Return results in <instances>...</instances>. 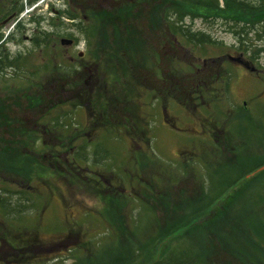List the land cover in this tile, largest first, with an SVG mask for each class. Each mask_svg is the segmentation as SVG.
I'll use <instances>...</instances> for the list:
<instances>
[{"label": "rangeland", "instance_id": "374dc122", "mask_svg": "<svg viewBox=\"0 0 264 264\" xmlns=\"http://www.w3.org/2000/svg\"><path fill=\"white\" fill-rule=\"evenodd\" d=\"M101 6L110 7L111 4L104 1L101 2ZM65 8V0H38L34 5L27 6L23 11L24 14L17 19L22 18V21L26 22L24 23L26 29L16 31L14 26L17 20H12L1 30L3 39L8 34V39L10 38L8 43L3 44L6 51L11 57L21 55L20 60L22 61L28 58L29 70L38 73L35 79L40 78L39 84H48L49 94L53 101L64 99L78 104L75 107L66 104L65 110L69 111L73 108L77 110L75 121L79 122L83 133L76 142H73L72 146L76 149L70 153H64L65 150L52 133L46 134V138H41L37 148L41 156L44 152L49 153L54 143L57 142L56 157H53L54 159L47 157L51 161L56 160L54 161L55 166L50 160L45 161L38 157L39 153H35L37 160L45 168L43 169L45 174L42 176L46 177L33 182L36 188L31 191L32 199L36 203L35 207L34 202L31 201L29 205L27 203L24 205L26 208L22 209L23 212H17L10 210L11 207L0 204V264H73L82 257L79 256L82 255L80 250L84 252L85 245L89 249V252H86L87 255L90 254V249L94 250V246L100 247L99 252L101 253L96 255L90 264H110L112 258L120 257L121 250L127 248L126 246H129L131 242L129 240L133 239L127 233H123V230L120 231L121 223H126V220L124 221L121 217V193H132L129 177H126L128 188L121 186V177L126 175L123 170L126 165V170H129L130 165L136 166L133 160V150L138 157L146 153L153 156L154 169L157 164L177 175L180 172L179 164L182 163L183 166L190 160L187 156L193 158L192 153L199 155L198 152L204 150L208 144H210L209 148L212 147L211 144L221 146L224 144L223 146L228 148V143H225L228 135L237 146L244 144L243 148L247 149L250 157L248 156V159L235 171L226 175L227 177L235 176L239 169H247L264 157V53H260L257 58L253 59L243 51L237 50L239 47L237 40L223 22L198 19L189 23L186 19L185 23L191 24L193 31L208 34L211 40L216 41V44L194 47L186 43L184 49L176 44H167L165 48L163 47L160 65H157L155 59L149 60L151 67L139 65L131 69L128 74H125L122 68H116L115 77L119 79L116 84L110 83L108 72L99 63L100 59L106 63L110 62L102 54L95 57L96 60H93V65L89 69H79L78 75L72 67V76L69 78L49 76L47 79L46 76L41 75L43 69L40 67H43L50 57L54 60L52 65L61 63L62 58V64L71 67L68 56L73 50L77 53L85 52L88 58L91 54L86 45L85 36L70 26L72 23L69 21H65L69 24L68 29L57 28L56 32H61V35L65 37L67 31H73L74 37L80 40L79 48L71 47V43H63L62 37H58L55 40L57 41L55 50L47 55L32 43L31 33L34 25L29 24V19L36 16L46 17L43 25L49 28L47 19H56L58 24L60 22L58 12ZM252 35L253 33L250 37ZM95 39L99 40V37ZM129 53L130 56L135 53L137 56L143 54L132 50H129ZM235 57H240L242 61L235 60ZM214 58L217 62L212 61ZM219 60L222 61L221 64ZM115 63L116 61L113 63L114 66L118 67L119 65ZM195 67L201 68V71L195 77H187L188 73L196 71ZM155 71L160 77L159 81L155 78ZM11 73L14 74V71L4 69V75L10 74V78L7 79L11 81L9 85L14 84L15 81L21 88L22 82L20 79H14ZM97 74L101 79V85L92 89L89 76L93 78ZM171 75L177 79V83L172 81ZM203 77L205 81H201ZM225 78L229 85L228 89L225 88L227 85H224V90L220 84ZM3 82L4 78L0 75V85H4ZM199 83L203 85L204 90H208L212 85L214 88H216L215 85L220 87L221 94L217 100L209 101V96H202L201 87L197 86ZM24 87L27 88L26 84ZM191 92H193L192 95H189L188 93ZM9 98L11 100L13 96ZM102 99L105 101V110L100 107L95 108L93 105ZM6 102L3 103L4 107L8 105V103L5 105ZM45 102L38 108L29 107L22 112L16 111L24 119H21L22 125L15 120L11 123H3V119H0V147H9L12 145L10 142L15 140L16 148H26L24 141H26L27 131L33 130L32 127L37 130V124L40 125L42 131L43 123H46L52 115L45 114L48 109ZM138 105L143 110L141 115L144 123H149L147 127H150L152 132V142L149 145L141 141L140 134L136 132L134 111ZM57 111L60 113V110ZM238 115H242L239 120H237ZM229 121H231L230 124ZM5 126H16L17 128L13 130ZM107 130L109 137L105 139L104 133H107ZM129 134L134 140L130 139ZM86 145H92L89 151L90 161L79 167L84 169V172L82 170L80 172L79 168L73 167L72 163L64 160V154L66 157L73 158L75 153L80 152L81 154L77 153L80 156L78 159H82L87 150L80 149V147H86ZM34 146L37 147V144L35 143ZM105 152L108 153L105 154ZM225 156L228 160L234 158L231 147L225 149ZM191 164V167H195L194 170L197 171L198 176L203 178L202 169L196 167L197 164L194 162ZM17 170L18 168L13 164L8 166L0 164V186L11 190L9 193L11 195L17 193L15 194L16 199L20 189L27 191L30 189L22 188V184L17 183ZM263 170L264 166L245 178L251 180L257 175L256 173ZM143 171L145 172V176H142L144 182L143 178H146V175L147 178L149 177L151 168H144ZM156 176L158 177L157 174ZM194 178L197 177L193 176ZM148 180L150 181V178ZM255 181L257 183L254 185ZM255 181L248 183L254 186L243 192L244 197H248L250 201L244 200L243 205H237L233 210L240 212L249 209L254 214L258 212V217L252 214V216L246 215V218L252 231L253 229L255 232L258 230V233L264 235L262 230L264 228V202H259V204L254 202L264 197V175ZM161 183L158 182V184ZM175 183L173 182L172 185L176 186ZM191 183L196 189L197 186L193 181ZM152 187L155 188V186ZM194 190L187 193L200 194V190ZM178 200L169 205L159 204V206L149 198H144L143 201L149 205L150 210L158 219L166 223L177 219ZM133 203L135 201L131 198L130 207ZM122 205L127 207L125 212L130 214L129 205ZM222 206L223 204H220L219 208ZM139 209L142 208L139 207ZM5 210L11 212L7 214L4 213ZM215 212L217 210L214 208L209 214L202 216V219L212 220ZM141 215L144 218L143 224L138 223V225L147 230L152 226V222L145 221L144 212H141ZM145 223L147 225H144ZM204 224L208 226L210 222ZM209 226H211L210 236L219 233L217 224L213 223ZM183 234L186 235V233ZM223 248L221 246V249ZM153 252L149 257L151 260L157 259L160 255L157 253L153 255ZM212 256L215 260L214 264H221L220 260L222 263L226 261L223 255L213 254Z\"/></svg>", "mask_w": 264, "mask_h": 264}, {"label": "trees", "instance_id": "16d2710c", "mask_svg": "<svg viewBox=\"0 0 264 264\" xmlns=\"http://www.w3.org/2000/svg\"><path fill=\"white\" fill-rule=\"evenodd\" d=\"M37 1L0 0V75L4 78V85H0V119H3V123H11L15 120L22 125L21 119L23 117L16 111L22 112L29 107L32 109L38 108L43 105L44 101L48 105L45 114H52L49 117L50 119L43 123L44 129L42 131L39 124L36 125L37 130L31 126L33 130L27 131L26 141H24L26 148H16L14 146L15 140L10 142L12 145L9 147H0V164L15 165L18 168L17 183L22 184V188H30L28 191L20 189L16 199L15 194L17 193L11 195L9 194L11 190L0 186L3 187L0 188V204L11 207L10 210L17 212H23L22 209L26 203L29 205L33 201L34 207L36 204L32 199L31 190L36 188L33 182L44 177L42 174H45L43 171L45 168L35 156V153L40 154L37 148L41 138H46V134L52 133L55 139L60 141L57 140L63 150L66 151L64 153H70L76 149L72 146L73 142H76L83 133L79 122L75 121L77 110L75 111L74 108L69 111L65 110L66 104H71L73 107L78 106V104L76 105L74 101L64 99L53 101L51 94H49L48 84H39L40 78L35 79L38 73L29 70L28 58H24L22 61L20 60L22 59L21 55L11 57L3 46L4 42L8 43L10 41V38L8 39V34L3 39L1 30L4 25L1 23L9 17H12L10 21L17 20L27 6H32ZM104 1L110 3L111 6H101V2ZM254 1L65 0L66 8L58 12L60 21L58 24L56 19L48 18L47 25L49 28H45L43 24L46 17L36 16L29 19V24L34 25L31 40L36 48L49 55L50 51L55 50L57 46L55 40L58 37H62L61 39H76L73 31H67L65 37L61 35V32H56L57 28L68 29L69 24L65 21H69L72 23L70 26L85 36L86 45L91 52L90 56L88 55L89 59L96 60L95 57L98 54H102L106 60L109 59L110 62L108 63L102 59L99 60V63L108 72L110 83L116 84V82H119V79L115 77L116 68L120 67L125 74H128L131 69L133 70L139 65L141 67L145 65L151 67L149 60L155 59L157 65H160L163 57V47L165 48L167 44L186 46L187 43L194 47H202L210 43L216 44V41L211 40L208 34L202 31H193L192 25L185 23L186 19L189 23H193L198 19L223 22L228 27V31L235 36L239 45L237 50L243 51L250 58H257L260 53H264V0ZM24 23L26 22L22 21V18L17 20L14 26L16 31L26 29ZM251 33H253V38L250 37ZM97 36L99 40L95 39ZM93 44L95 45L93 46ZM129 50L143 54L137 56L135 55L137 53H135L130 56ZM61 60V63L52 65L54 60L50 57L46 64L40 67L43 69L41 75L46 76L47 79H49V76L54 78L61 76L64 79L71 77L72 66L63 65V60ZM113 61H116L115 65L119 66H114ZM212 61L217 62V59L214 58ZM4 69L14 71V74H11L14 79H20V82H22L21 88L15 81L14 84L9 85L11 81H7V79L10 78V74L4 75ZM188 77L195 76L190 75ZM201 81H205V77ZM25 84L27 88L24 87ZM107 84L109 85L108 82ZM221 85L223 88L224 85H227L225 88L228 89V80L226 78L221 80ZM33 86L35 88H32ZM200 87L201 94L206 97L209 96V101H216L217 98L214 99V95L221 94L220 87L216 85V88L212 85L208 90H204L203 85ZM11 95L13 98L10 100L9 96ZM5 101H7L5 105L7 103L8 105L4 107L3 103ZM93 105L95 108L100 107L102 110L106 108L103 99ZM57 110H60V113ZM141 111L143 110L140 106H136L134 111L135 128L136 132L140 134L141 141L149 145L152 142V132L150 127H147L149 123H144ZM240 118H242V115L237 116V120ZM9 126L5 127L13 130L17 128L16 126ZM19 129L22 130L23 128ZM108 129L111 131L110 128ZM109 131L107 130V133H104L105 139L109 137ZM130 139L134 140L132 137ZM35 143L37 147L34 146ZM225 143H228V148L233 149V159L228 160L226 158L225 149L228 148H225L224 144L222 146L211 144L212 147L210 148V144H208L204 150L198 152L199 155L192 153L193 158L187 156L191 161L188 160L183 166L182 163L179 164L180 172L178 175L172 174L170 170H166L164 166L159 167L157 164L154 169L153 156L151 157L146 153V155L138 157L133 150V160L136 166L130 165L129 170H126V165L123 168L126 175L121 177V186L127 188L129 184L126 177H129V186H131L132 193H121V217L124 218V221L126 220V223L124 222L125 225L121 223L120 227V231L123 230V233H127L133 239L129 240L131 242L128 244L129 246H126L127 248L121 250V258H112L110 264H116V262H120V264H214L213 254L225 256L226 261L222 263L220 260L219 263L221 264H264V235L258 233V230L255 232L253 229L252 231L246 218V215L252 216V214L258 217V212L254 214L249 209L240 212L233 210L237 205H243L244 200L250 201L248 197H244L243 192L250 190L257 183L255 180L264 175V170L256 173L258 176L256 175L251 180L245 177L264 166V157L247 169H239L235 176L230 175L227 177L226 175L235 171L240 164L248 159V156L250 157V154L247 149L243 148L244 144L237 146L230 135L225 139ZM90 146L92 145L80 147V149L87 150V153L84 152L82 159H78L80 156L77 153L80 152H77L73 158L66 157L64 154V160L72 163L73 167L76 166V168L82 167V164H88L90 161ZM56 149L57 146H54L49 153L44 152V155L41 156L40 154L38 157L43 158L45 161L55 158ZM93 153L97 155L96 152L93 151ZM107 153L105 152V154ZM47 157L51 158L47 159ZM54 161H51L53 166H55ZM192 162L197 164L196 167L202 169L203 178L198 176L197 171L194 170L195 167H191ZM148 167L151 168L148 177L150 181L146 175L143 182L142 176H145L143 169H148ZM80 170L84 172L83 168H79ZM156 174L158 177L163 176L164 178L159 179ZM193 176L197 178L193 179ZM180 181L182 182L179 183ZM192 181L197 186L196 189L192 186ZM251 181H255L254 185L248 184ZM158 182L162 183L158 184ZM173 182H176V186L172 185ZM189 184L191 190L188 187ZM152 186H155V188ZM136 188L139 190L137 191ZM48 189H50L49 186ZM192 190H200V194L191 195L187 193ZM131 198L134 199L136 204L133 203L130 207ZM144 198L152 199L158 206L159 204L169 205L179 199V207L176 208L177 219L164 223L153 214L149 205L143 201ZM254 202L263 203L264 197L259 200L256 199ZM122 204L129 205L130 214L125 212L127 207ZM220 204H223L222 208H219ZM139 207L142 209H139ZM214 208L217 212L213 214V219L204 221L202 218L213 211ZM145 211H148V213H145ZM10 212L4 211L7 214ZM141 212H144L145 221L152 222V226L147 230L138 225V223L143 224L142 220L144 218ZM108 218L110 219L109 216ZM205 222L207 224L210 222L209 225L217 224L219 233L210 236L209 228L211 226H207L204 224ZM144 225H147V223ZM262 230L264 232V228ZM183 233H186V235ZM221 246L224 248L221 249ZM84 249V252L80 250L82 255L79 256L82 257L73 264H90L92 259L101 253L99 252L100 247L97 246H94V250L90 249L88 255L86 254V252H89L87 245L84 246ZM151 252H153V255L155 253L160 255L157 259L151 260L149 259L152 256Z\"/></svg>", "mask_w": 264, "mask_h": 264}, {"label": "flooded vegetation", "instance_id": "af4514ba", "mask_svg": "<svg viewBox=\"0 0 264 264\" xmlns=\"http://www.w3.org/2000/svg\"><path fill=\"white\" fill-rule=\"evenodd\" d=\"M71 45V47L73 46L75 49H77V48H79V46H80V40L78 39V38H76V39H72V43L70 44ZM180 46V45H179ZM181 48H185L184 46H180ZM68 51H69V48H68ZM70 59V63H71V66L73 67V68H75V70H76V75H78L79 74V69H81V68H84V69H89L90 67H92V65H93V60L92 59H89L88 57H87V54L85 53V52H78L77 53V51L76 50H73L72 52H70V54H69V56H68ZM219 62H220V64L222 63V61H220L219 60ZM196 68V67H195ZM201 71V68H196V71L195 72H192V73H188V76H190V75H193V76H196L199 72ZM155 78H156V80H158L159 81V77H158V74H157V71H155ZM172 76V75H171ZM187 76V77H188ZM173 77V76H172ZM89 78H90V84H91V88L92 89H94V87L95 86H100L101 84H100V82H101V79L98 77V74H97V76L95 77H93L92 78V76L90 75L89 76ZM172 81L175 83L176 81H177V79L175 78V77H173L172 78ZM177 83V82H176ZM174 85V84H173ZM87 86H90V85H87ZM197 86L198 87H200L201 85H200V83L199 84H197ZM173 87V86H172ZM176 87V86H175ZM174 87V88H175ZM192 93L193 92H191V93H188L189 95H192ZM200 93V92H199ZM201 94V93H200ZM202 95V94H201ZM220 94H215L214 95V99L215 98H218V96H219ZM203 96V95H202ZM54 146H57V143L55 142L54 143ZM58 162V161H57Z\"/></svg>", "mask_w": 264, "mask_h": 264}, {"label": "water", "instance_id": "95a60500", "mask_svg": "<svg viewBox=\"0 0 264 264\" xmlns=\"http://www.w3.org/2000/svg\"><path fill=\"white\" fill-rule=\"evenodd\" d=\"M11 19H12V17L7 18L6 20H4L2 22V25L7 24ZM62 42L70 44V43H72V40L64 38V39H62ZM234 59L237 60V61H242V59L240 57H235Z\"/></svg>", "mask_w": 264, "mask_h": 264}, {"label": "bare ground", "instance_id": "6f19581e", "mask_svg": "<svg viewBox=\"0 0 264 264\" xmlns=\"http://www.w3.org/2000/svg\"><path fill=\"white\" fill-rule=\"evenodd\" d=\"M2 24V23H1Z\"/></svg>", "mask_w": 264, "mask_h": 264}]
</instances>
